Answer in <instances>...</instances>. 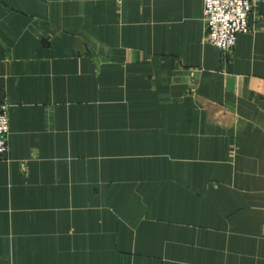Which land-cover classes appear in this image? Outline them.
I'll use <instances>...</instances> for the list:
<instances>
[{
  "label": "crops",
  "instance_id": "0c3cea01",
  "mask_svg": "<svg viewBox=\"0 0 264 264\" xmlns=\"http://www.w3.org/2000/svg\"><path fill=\"white\" fill-rule=\"evenodd\" d=\"M226 59L203 0H0V264H264V0Z\"/></svg>",
  "mask_w": 264,
  "mask_h": 264
},
{
  "label": "built area",
  "instance_id": "2783aa9c",
  "mask_svg": "<svg viewBox=\"0 0 264 264\" xmlns=\"http://www.w3.org/2000/svg\"><path fill=\"white\" fill-rule=\"evenodd\" d=\"M253 7L252 0H203V41L216 46L221 59L231 54L238 35L249 32L248 18ZM8 136L7 104L0 98V158L9 152Z\"/></svg>",
  "mask_w": 264,
  "mask_h": 264
},
{
  "label": "rangeland",
  "instance_id": "374dc122",
  "mask_svg": "<svg viewBox=\"0 0 264 264\" xmlns=\"http://www.w3.org/2000/svg\"><path fill=\"white\" fill-rule=\"evenodd\" d=\"M1 98V97H0Z\"/></svg>",
  "mask_w": 264,
  "mask_h": 264
}]
</instances>
